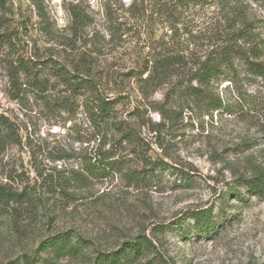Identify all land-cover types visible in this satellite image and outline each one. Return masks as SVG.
I'll return each instance as SVG.
<instances>
[{"label": "rangeland", "instance_id": "374dc122", "mask_svg": "<svg viewBox=\"0 0 264 264\" xmlns=\"http://www.w3.org/2000/svg\"><path fill=\"white\" fill-rule=\"evenodd\" d=\"M239 1L249 5L252 18L264 19V0ZM130 2L0 0V33L18 38L11 50L0 44V111L18 135L0 156V185L26 189L35 199L19 225L0 219V264L32 256L42 240L65 231L73 242H86L82 252L56 260H47L51 250L42 252V264H92L97 254L121 252L135 241L140 251L129 249L127 264H264V197L239 186L254 167H264V83L221 81L218 90L231 111L210 117L178 95L176 76L144 80L162 47L189 64L210 47L211 32L198 6L172 31L160 14L169 3L138 0L128 8ZM107 11L121 23L113 41ZM19 54L77 65L115 99L107 128L99 131L89 117L88 89L60 113L29 91L11 99L9 63ZM57 89L64 86L57 83ZM57 148L66 151L62 159ZM96 148L120 164L113 177H62L61 185L53 182L60 177H34L36 169L77 165ZM202 209L216 220L208 235L192 218ZM144 236L154 247L141 242Z\"/></svg>", "mask_w": 264, "mask_h": 264}, {"label": "trees", "instance_id": "16d2710c", "mask_svg": "<svg viewBox=\"0 0 264 264\" xmlns=\"http://www.w3.org/2000/svg\"><path fill=\"white\" fill-rule=\"evenodd\" d=\"M137 1L131 0L128 8H132ZM157 1L164 5L169 3L165 5L166 8L160 10V14L164 13L171 21L172 31L176 30L187 12L198 6V17L200 16L203 24L210 29L212 43L208 49L198 52V60L190 61L189 64H183V57L172 52L165 45L162 47V52H159L153 59V66L144 80L160 82L176 76L174 84L178 95L183 99H188L189 104L195 105L210 117L215 113L231 111V105L227 104L218 90L221 81H229L236 85L241 78H250L253 81L260 80L264 83V59L262 57L264 54V19L252 18L248 11L249 5L245 1ZM105 17L109 26L108 40L119 39L117 34L121 23L118 17L111 11H107ZM74 19L77 20V16L74 15ZM17 40L18 38L10 32L0 33V44H4L10 50L16 47ZM146 46L149 47V45ZM51 77L55 80L51 81ZM8 82L11 99H21V96L29 91L38 99H44L54 113L69 111L75 105V98L81 94L82 90L88 89L94 102L89 104V117L98 126L99 131L107 128L106 121L115 99L110 100L105 94L99 92L96 82L92 78L83 76L77 65L70 64L68 67L52 57L40 59L19 54L9 63ZM57 83L63 85L64 89L56 90ZM53 90H56V95H52ZM62 91L64 94H58ZM58 117L55 115L53 119L56 120ZM104 135L106 136L103 134L102 137ZM17 137L16 126L4 112L0 111V156L10 145L18 142ZM54 151L57 159H62L66 153L63 148H57ZM110 158L111 156L96 148L93 154L81 157L77 165L59 168L54 166L48 170L47 168L36 169L34 177H60L53 181L58 185L65 181L62 177H71L72 180H79L81 177L86 179L113 177L121 169L118 161ZM14 174V177L20 176L19 173ZM6 177H13V175L9 174ZM142 177H147V175H142ZM239 182V186H242L248 193L264 197L263 166L254 167L248 178H240ZM235 194L238 198H242L240 191H236ZM34 200L26 189L15 191L6 185H0V219L6 217L13 226L19 225L22 218L29 214L27 206H30ZM192 218L196 223V229L202 234L208 235L216 227V220L209 209L195 211ZM141 242L154 247L152 241L145 236ZM81 244H86V242L81 239L73 242L69 231L60 232L42 240L32 256L22 254L19 258L3 264H38L39 262L42 264V252L48 253L47 251L51 250L47 260H56L65 255L79 254L83 249ZM129 244L121 249V252L97 254L92 264H102V262L127 264L125 257L128 250L130 249V252L137 255L141 248L140 242L135 241Z\"/></svg>", "mask_w": 264, "mask_h": 264}, {"label": "water", "instance_id": "95a60500", "mask_svg": "<svg viewBox=\"0 0 264 264\" xmlns=\"http://www.w3.org/2000/svg\"><path fill=\"white\" fill-rule=\"evenodd\" d=\"M143 68H145V66H143Z\"/></svg>", "mask_w": 264, "mask_h": 264}]
</instances>
